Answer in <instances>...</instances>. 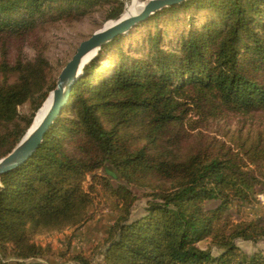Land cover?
I'll list each match as a JSON object with an SVG mask.
<instances>
[{
    "label": "trees",
    "instance_id": "obj_1",
    "mask_svg": "<svg viewBox=\"0 0 264 264\" xmlns=\"http://www.w3.org/2000/svg\"><path fill=\"white\" fill-rule=\"evenodd\" d=\"M103 8L118 20L125 3L0 0V159L56 88L41 32ZM181 13L189 28L169 41L161 22ZM230 119L252 124L197 131ZM263 169L264 0H186L103 46L39 149L1 177L0 264H44L51 248L36 237L83 228L103 203L117 217L99 264H264V250L237 245L263 240L264 218L231 216L257 200ZM134 189L146 198L137 212ZM71 260L94 264L83 252Z\"/></svg>",
    "mask_w": 264,
    "mask_h": 264
},
{
    "label": "rangeland",
    "instance_id": "obj_2",
    "mask_svg": "<svg viewBox=\"0 0 264 264\" xmlns=\"http://www.w3.org/2000/svg\"><path fill=\"white\" fill-rule=\"evenodd\" d=\"M125 3L124 16H128L131 13L132 8L135 6V2L144 4L142 0H122ZM111 9L103 8L96 12H93L83 18L79 22L67 23L60 22L51 26H48L41 32L43 40L47 48V56L51 64L57 68L60 72L61 67L65 66L67 62L71 60L75 54L80 43L88 39L92 34L101 30L103 27H107L110 23H114L116 20L107 21L106 17ZM190 14L181 13L179 19L175 22H161V26L168 29L169 41H175L178 39L182 32L189 28ZM167 19V16L163 20ZM198 22L204 21V16L201 14L198 17ZM154 31V29H153ZM140 35L147 33L146 27H140ZM127 48L132 42L131 39L127 40ZM28 53L32 55V52L28 50ZM24 110V109H23ZM22 110V111H23ZM263 120H261L262 122ZM260 120L257 118L254 124L257 126ZM247 124L250 126L252 121H238V119L227 120L221 123H212L205 128L198 129L210 136H217L220 138V134L228 132H234L238 130V126ZM196 131V132H197ZM263 174L260 175L262 182L264 183V169ZM114 184L117 183V178L111 175ZM257 196V200L249 206L238 209L236 206L231 210L232 220L234 222L249 221L257 218H264V186L260 189ZM134 192L138 196L135 212L143 208L146 202V198L143 196V191L134 189ZM215 202L207 203V207H214ZM95 219L86 224L83 228L78 230L68 229L60 233H49L36 237V242L43 247L49 246L51 253L49 257L43 261L44 264H77L71 258L77 254L84 253L88 258H93L94 264H99L101 256L99 255V249L103 239L107 236L110 227L114 224L117 214L113 212L107 204H101L95 209ZM237 245L246 252H253L256 250H264V239L257 242L237 241ZM200 247L203 249L210 248L208 241L200 243ZM95 248V250H94ZM98 248V250L96 249ZM212 252L217 254V250L212 248ZM12 264H15V260L11 259Z\"/></svg>",
    "mask_w": 264,
    "mask_h": 264
},
{
    "label": "water",
    "instance_id": "obj_3",
    "mask_svg": "<svg viewBox=\"0 0 264 264\" xmlns=\"http://www.w3.org/2000/svg\"><path fill=\"white\" fill-rule=\"evenodd\" d=\"M186 0H147L138 11L124 18L116 20L111 26L103 27L81 42L75 54L61 69L56 81V88L49 94L51 106L45 118L31 133L29 130L19 144L7 156L0 159V179L3 175L15 170L27 162L39 149L44 137L54 121L61 114L66 104L73 85L81 76L84 67L98 54L103 46L111 42L117 36L128 34L138 24L146 21L161 10L182 4ZM93 54L88 62L84 59Z\"/></svg>",
    "mask_w": 264,
    "mask_h": 264
},
{
    "label": "bare ground",
    "instance_id": "obj_4",
    "mask_svg": "<svg viewBox=\"0 0 264 264\" xmlns=\"http://www.w3.org/2000/svg\"><path fill=\"white\" fill-rule=\"evenodd\" d=\"M144 4L135 2V6L132 8L131 13L127 16H124V18L129 17L133 14H135L138 9H140L141 7H143ZM113 23H110L108 26H111ZM107 26V27H108ZM93 56V54L88 55L85 59H84V63L88 62L89 59ZM51 106V97L47 99V101L45 102V104L43 105V107L40 109V111L38 112V114L36 115L33 125L31 126V128L29 129V133L33 132L38 126L39 124L43 121V119L45 118L48 110L50 109Z\"/></svg>",
    "mask_w": 264,
    "mask_h": 264
}]
</instances>
